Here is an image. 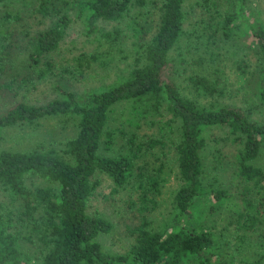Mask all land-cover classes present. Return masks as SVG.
<instances>
[{
    "label": "trees",
    "instance_id": "trees-1",
    "mask_svg": "<svg viewBox=\"0 0 264 264\" xmlns=\"http://www.w3.org/2000/svg\"><path fill=\"white\" fill-rule=\"evenodd\" d=\"M16 1L27 15L15 12ZM28 15L39 29H30ZM74 17H83L96 46L59 61ZM238 34L251 48L250 61L235 63L242 99L223 104L231 89L222 42ZM3 37L0 143L8 128H36L47 118L73 123L74 135L61 147L0 149V264H225L209 214L225 215L243 236L259 231L264 19L249 0H0ZM113 63L125 64L116 79L78 88L87 69ZM47 79L55 97L23 99ZM250 96L257 103L244 105ZM209 141L213 158L228 160L238 180L228 189L205 182ZM173 171L169 214L156 223ZM115 234L128 238L123 253L105 248L104 236ZM245 263L264 264V254Z\"/></svg>",
    "mask_w": 264,
    "mask_h": 264
},
{
    "label": "rangeland",
    "instance_id": "rangeland-1",
    "mask_svg": "<svg viewBox=\"0 0 264 264\" xmlns=\"http://www.w3.org/2000/svg\"><path fill=\"white\" fill-rule=\"evenodd\" d=\"M193 1H189V5L192 7L193 11ZM249 5L259 13L260 17L264 19V0H249ZM3 7V6H2ZM1 7V8H2ZM15 12L17 10L21 11L22 15H27L26 10L22 7L20 2H15L13 4ZM21 15V14H20ZM21 15V16H22ZM30 19V29L36 30L37 27L36 19H31L28 15V20ZM25 22L26 19H23ZM73 23L68 29L66 34V39L62 43V50L60 51L61 57L58 56L59 61H64V59L71 58L73 55L78 54L82 50L93 51L95 48V36H88L86 33V26L83 17L77 18L74 17ZM113 23H104L103 26L106 28H111ZM10 26H16V24H11ZM16 34V32L14 33ZM6 39L0 38V50L1 45ZM12 41V40H11ZM10 41V42H11ZM9 42V43H10ZM222 53L225 61L222 62V76L230 84L228 96L220 99L221 103L232 102V100L237 99L241 100L240 91L236 88V60L245 57L250 61V46L244 44V40H241L239 34L235 37L222 42ZM235 53V54H233ZM65 57V58H63ZM125 64L123 63H113L109 69L95 66L91 69H87L84 78L79 80L78 88L84 89L86 87L99 85L103 81L111 82L120 74V67L123 68ZM24 92H21V95ZM25 101L33 104H41L51 100L55 97V92L53 89V83L51 79H47L38 84L37 89L32 90L31 92L25 91ZM251 99H247V102L244 101V105L250 106L254 103H257L255 97L250 96ZM125 105H123L124 107ZM123 107H118L117 111L114 113V119L120 124L121 119H123L124 113L122 112ZM148 131L150 134H153L155 129L144 127L142 133ZM74 135V126L73 123L64 125L58 118H47L43 119L40 122V125L36 128L31 126H17L11 127L6 130L4 133V140L0 143V149H13L21 150L23 147H31L33 145L42 143L45 146H57L61 147L63 143L70 137ZM121 142L118 144L120 146ZM215 148V143L209 141V146L205 152L207 155L206 163V176L205 182L208 187L213 189H228L238 182L236 175L232 173L231 166L228 160H224L219 163L213 158L212 150ZM258 164H264V153L259 158ZM171 168H175V163H169ZM110 183L107 181L106 186L102 187V191L109 193ZM178 185V180L176 175L173 172H169L166 182L162 188V193L159 196V206L156 207L157 210L154 213L155 222L159 223L162 220L166 219L169 214L170 203ZM123 195V193H122ZM197 209H200L199 207ZM111 217L117 221L119 214L112 209ZM207 224L210 229L214 231L218 238V243L220 244L218 248L223 253L225 264H246L245 261L248 258H251V261L259 259L264 254V238L260 236L261 232H264V223L259 227V231L255 234H246L243 236V231H239L238 227L231 225L229 220L225 215L220 214L218 217H214L209 214ZM249 235V236H248ZM115 238L112 236H104L105 248L111 250L113 253H123L129 247L128 238L123 234H115ZM248 237V238H247ZM36 248V247H35ZM35 248L31 247L30 250L35 251ZM219 256V254L217 255ZM248 257V258H247ZM220 261V259H216ZM216 264H223L222 261Z\"/></svg>",
    "mask_w": 264,
    "mask_h": 264
}]
</instances>
